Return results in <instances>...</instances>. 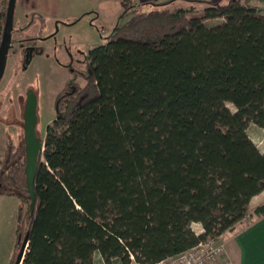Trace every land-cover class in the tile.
<instances>
[{
    "label": "trees",
    "instance_id": "16d2710c",
    "mask_svg": "<svg viewBox=\"0 0 264 264\" xmlns=\"http://www.w3.org/2000/svg\"><path fill=\"white\" fill-rule=\"evenodd\" d=\"M120 2L128 19L55 98L32 208L24 135L0 159V193L20 199L28 234L21 264H156L264 216V200L249 206L264 150L247 133L264 131L262 9Z\"/></svg>",
    "mask_w": 264,
    "mask_h": 264
},
{
    "label": "rangeland",
    "instance_id": "374dc122",
    "mask_svg": "<svg viewBox=\"0 0 264 264\" xmlns=\"http://www.w3.org/2000/svg\"><path fill=\"white\" fill-rule=\"evenodd\" d=\"M7 1L0 0V13L5 12ZM133 1L129 12L159 7L203 8L211 0ZM252 4L264 12L263 2L252 0ZM122 11L120 0H16L11 47L0 81V159L8 141L16 145L24 135L22 114L27 92L36 97L35 129L42 141L47 124L55 116V98L70 72L81 74L87 51L105 42L116 26L125 23L129 15L121 16ZM0 22L3 26V19ZM26 43L30 52L24 48ZM227 107L234 110L230 103ZM247 133L264 150V131L250 123ZM255 199L264 200V190ZM21 216L20 199L0 193V264H10L20 249L17 225ZM193 228L198 231L199 225Z\"/></svg>",
    "mask_w": 264,
    "mask_h": 264
},
{
    "label": "water",
    "instance_id": "95a60500",
    "mask_svg": "<svg viewBox=\"0 0 264 264\" xmlns=\"http://www.w3.org/2000/svg\"><path fill=\"white\" fill-rule=\"evenodd\" d=\"M16 0H8L5 10V18L0 38V81L4 75L8 51L11 47V36L13 30V17L15 10ZM28 52L30 48H26ZM36 97L32 92H27L26 102L23 111V130H24V143H25V177L26 185L31 199L30 207L34 204V178L37 170V161L40 152L43 150V141L36 135L35 124L37 121L36 115ZM28 245V234L26 233L20 249L15 258L14 264H21L24 257L25 249Z\"/></svg>",
    "mask_w": 264,
    "mask_h": 264
},
{
    "label": "crops",
    "instance_id": "0c3cea01",
    "mask_svg": "<svg viewBox=\"0 0 264 264\" xmlns=\"http://www.w3.org/2000/svg\"><path fill=\"white\" fill-rule=\"evenodd\" d=\"M259 194L250 200L251 208L263 201L255 199ZM221 239L224 240L227 257L234 264H264V216L238 224L234 230L223 234Z\"/></svg>",
    "mask_w": 264,
    "mask_h": 264
},
{
    "label": "built area",
    "instance_id": "2783aa9c",
    "mask_svg": "<svg viewBox=\"0 0 264 264\" xmlns=\"http://www.w3.org/2000/svg\"><path fill=\"white\" fill-rule=\"evenodd\" d=\"M156 264H234L221 237L207 238L194 247Z\"/></svg>",
    "mask_w": 264,
    "mask_h": 264
},
{
    "label": "flooded vegetation",
    "instance_id": "af4514ba",
    "mask_svg": "<svg viewBox=\"0 0 264 264\" xmlns=\"http://www.w3.org/2000/svg\"><path fill=\"white\" fill-rule=\"evenodd\" d=\"M27 44H29V43H26V44L24 45V48H27V46H26ZM24 52H26V50H25Z\"/></svg>",
    "mask_w": 264,
    "mask_h": 264
}]
</instances>
